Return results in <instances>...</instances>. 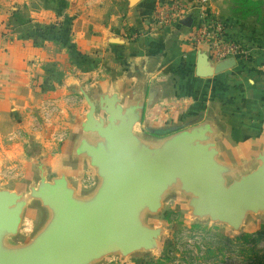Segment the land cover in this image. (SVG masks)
I'll list each match as a JSON object with an SVG mask.
<instances>
[{
    "label": "crops",
    "instance_id": "1",
    "mask_svg": "<svg viewBox=\"0 0 264 264\" xmlns=\"http://www.w3.org/2000/svg\"><path fill=\"white\" fill-rule=\"evenodd\" d=\"M176 4L186 10L184 18L161 24L160 8ZM235 8L234 0H65L25 8L26 17L21 12L10 33L0 36V128L16 119L25 141L45 143L43 155L61 159L68 145L71 160L85 161L94 172L86 160L71 155L88 110L81 88L91 97L93 91L115 92L124 101L140 87L145 101L137 131L163 137L211 117L222 132V160L237 163L254 156L264 148V26ZM204 12L226 24L246 55L208 61L213 74L200 77L196 63L207 48H192L188 34ZM187 17L189 27L181 23ZM43 26L48 28L34 32ZM50 110L59 126L51 134L37 121ZM38 161L48 179L64 172L80 194L97 184L94 172L95 185L83 192L70 181L67 162H56L54 169H62L50 175L49 165L36 157L38 178L24 190L40 177ZM30 166L24 174L32 172Z\"/></svg>",
    "mask_w": 264,
    "mask_h": 264
},
{
    "label": "water",
    "instance_id": "2",
    "mask_svg": "<svg viewBox=\"0 0 264 264\" xmlns=\"http://www.w3.org/2000/svg\"><path fill=\"white\" fill-rule=\"evenodd\" d=\"M192 18L181 21L191 25ZM200 52L196 73L213 74ZM88 104L71 155L84 159L97 176L95 188L80 194L66 175L48 179L38 161L39 179L26 190L0 183V264H97L159 248L166 228L148 217L170 194L186 198L191 220L210 221L239 231L249 215L264 214V148L237 163L220 157L222 132L214 119L158 137L136 130L145 90L118 93L81 88ZM151 94L148 103L153 99ZM38 202L46 216L25 241L16 242L28 207Z\"/></svg>",
    "mask_w": 264,
    "mask_h": 264
},
{
    "label": "rangeland",
    "instance_id": "3",
    "mask_svg": "<svg viewBox=\"0 0 264 264\" xmlns=\"http://www.w3.org/2000/svg\"><path fill=\"white\" fill-rule=\"evenodd\" d=\"M64 1L0 0V36L10 33L12 26L19 22L21 12L26 17L25 8L33 6L38 8L56 2L62 5ZM262 1L264 9V0ZM213 17L219 19L215 15ZM43 27L33 30L43 32L48 28ZM51 113V110L46 111L44 117L37 120L40 128L46 133L51 131L50 134L55 127H59L56 118L51 119ZM15 115L16 113L12 114ZM12 120L13 124L7 120L10 124L0 128L1 187L23 191L32 178H38L34 168L36 157L49 165L52 170L50 175L62 169L61 167L54 169L56 162H67L66 171L70 175V181L83 192L95 185L96 177L93 170L85 161H72L68 145L62 152L61 159L45 156L42 154L45 143L25 141L21 127L15 125L16 119ZM55 146L61 148L59 142ZM29 165L33 168L32 172L29 169L24 174ZM32 205L24 215L20 234L14 239L16 242H23L29 238L45 219V210L39 204ZM148 221L153 226L166 228L156 251L137 252L127 257L111 255L97 264H264V214L249 215L243 227L235 231L223 224L191 220L186 198L180 194H170L159 213L150 215Z\"/></svg>",
    "mask_w": 264,
    "mask_h": 264
},
{
    "label": "built area",
    "instance_id": "4",
    "mask_svg": "<svg viewBox=\"0 0 264 264\" xmlns=\"http://www.w3.org/2000/svg\"><path fill=\"white\" fill-rule=\"evenodd\" d=\"M186 14V10L180 4L174 5L171 9L162 6L159 11L160 23L171 24L180 21ZM188 41L192 48H207V56L210 62L218 63L227 58H245L246 49L234 39L228 32L226 24L207 12L194 22L188 34Z\"/></svg>",
    "mask_w": 264,
    "mask_h": 264
},
{
    "label": "trees",
    "instance_id": "5",
    "mask_svg": "<svg viewBox=\"0 0 264 264\" xmlns=\"http://www.w3.org/2000/svg\"><path fill=\"white\" fill-rule=\"evenodd\" d=\"M235 12L241 15L254 16L257 21L264 26V9L262 0H234Z\"/></svg>",
    "mask_w": 264,
    "mask_h": 264
}]
</instances>
